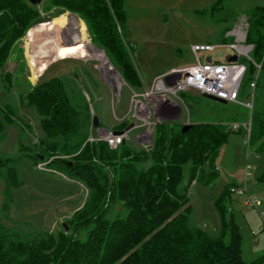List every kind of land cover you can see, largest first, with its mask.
I'll return each instance as SVG.
<instances>
[{"label":"trees","instance_id":"obj_1","mask_svg":"<svg viewBox=\"0 0 264 264\" xmlns=\"http://www.w3.org/2000/svg\"><path fill=\"white\" fill-rule=\"evenodd\" d=\"M44 9L80 16L123 78L141 93L145 90L122 30L127 18L124 0H50ZM50 19L51 15L44 16L40 6L29 0H0V82L4 90L12 86L11 72L5 68L12 51L33 25ZM248 19L246 41L254 44L252 57L264 70V6L254 7ZM228 30L223 32V42L233 41L225 37ZM257 70L250 62L249 84ZM78 76L54 77L21 92L22 108L34 109L40 117V133L30 137L29 144L23 142L31 130L25 113L12 103L0 104V140L9 124L22 125L19 150L23 155L35 164L61 171L87 189L83 205L66 220L68 231L63 224L51 231L15 220L10 212L12 196L24 181L16 158L0 154L4 188L0 264H249L242 257L238 226L225 217L228 189L215 201L222 218L220 233L195 223L190 203L194 181L212 185L218 179L216 159L229 127L202 120L184 132V123L162 121L147 147L135 148L127 140L114 149L103 140L90 142L96 129L94 115ZM99 120L101 126L100 116ZM128 126L120 122L112 130L123 131ZM248 145L264 154L262 106L252 111Z\"/></svg>","mask_w":264,"mask_h":264},{"label":"rangeland","instance_id":"obj_2","mask_svg":"<svg viewBox=\"0 0 264 264\" xmlns=\"http://www.w3.org/2000/svg\"><path fill=\"white\" fill-rule=\"evenodd\" d=\"M49 2L50 0H42L38 5L44 16L51 15L49 21H53L50 24L55 27L56 34H50L46 29L30 28L12 51L5 66L12 75L10 90H4L0 82V104L12 103L19 112L25 113L31 125V130L25 125L29 136L26 134L23 142L29 144L30 137L38 136L40 117L34 109L22 108L21 92H25L31 84L78 73V84L86 90L92 114L95 116L98 112L102 121V125L91 135H103L106 131L119 127L120 122H126L134 125L127 142L135 148L142 146L137 135L146 126L133 116L132 100L135 94L141 93L140 89L127 82L123 76H118L117 81L115 74L107 70L106 56L95 48L102 49L95 43L80 16L72 12L56 15L54 9H44ZM124 6L127 18L122 25L123 34L131 60L143 79V88L147 89L157 76L197 63V57L192 50L196 44L210 43L215 46L208 54H198L202 62L206 56H211L213 61L225 62L234 53V49L229 44L222 43L223 32L230 28L229 34L232 35L233 29L248 18L254 7L264 6V0H124ZM74 20L84 23L86 27V41L75 45L82 50V55H69L68 51L62 50L64 55H69L64 57L67 59L58 61L48 58V66L35 77L38 67L31 66L30 56L37 54V48L41 51L51 49L55 38L62 41L66 36L64 30L69 37L75 36L78 26H75ZM42 43L44 45H40ZM88 43L95 46L92 45L95 51L89 49ZM67 49L70 50L68 46ZM79 57L87 59L82 60ZM240 61L250 67L247 58L242 57ZM113 66L116 68L112 63L111 67ZM256 77L257 73L254 79ZM248 78L246 74L247 84L242 90L243 97L252 91ZM256 80L255 108L258 109L264 107V70L259 72ZM181 95L187 107L183 106L185 114L180 120L187 116L186 122L190 118L219 121L226 125L248 122L251 119V111L242 105L223 104L187 92ZM23 132L22 125L11 123L0 140V154L16 158L24 181L20 188L14 190L10 212L15 220L29 221L42 229L56 231L62 224H67L66 220L83 205L87 189L77 181L68 180L61 171L46 164H35L23 155L19 150ZM140 139L145 144V138ZM247 139L243 129L229 131L216 159L218 179L212 185L194 181L189 190L190 203L195 223L220 233L222 218L215 201L228 189L229 194L224 201L227 208L225 217L227 220L233 219L240 230L242 257L249 264H264V154L250 147ZM188 174L187 166L185 179ZM3 192V183L0 181V209L3 205ZM249 195L261 203L258 206L246 204Z\"/></svg>","mask_w":264,"mask_h":264},{"label":"built area","instance_id":"obj_3","mask_svg":"<svg viewBox=\"0 0 264 264\" xmlns=\"http://www.w3.org/2000/svg\"><path fill=\"white\" fill-rule=\"evenodd\" d=\"M248 28L249 22L246 18L233 29L234 41L230 46L234 49V54L238 56L236 61L219 62L210 59L202 62L198 54L211 52L215 47L210 44H196L192 50L197 57V63L173 69L167 74L154 78L147 89L133 96V116L146 126L145 130L138 135L141 142L140 138L142 137L143 140L145 138L144 145H150L154 128L158 123L165 121L166 118L174 117L179 106L181 109L183 106L187 107L181 94L187 92L189 88L197 89L201 93L215 96L228 103L242 105L252 113L255 105L256 79L261 70V63L256 62L252 57L254 44L246 41ZM242 57L247 58L258 69L257 77L250 83L252 91L245 97L242 96V90L248 67L240 61ZM226 125L230 130L243 129L248 136V143L252 130V115L248 122H234ZM131 130L125 129L120 134L108 130L103 135H96V137L91 135L89 140H103L114 149L128 139ZM260 203V200L250 195L246 201V204L251 206H258Z\"/></svg>","mask_w":264,"mask_h":264},{"label":"bare ground","instance_id":"obj_4","mask_svg":"<svg viewBox=\"0 0 264 264\" xmlns=\"http://www.w3.org/2000/svg\"><path fill=\"white\" fill-rule=\"evenodd\" d=\"M61 17H63V16L61 15ZM49 22H51V21H49ZM49 22H45L44 24H39V25H37L35 27L37 29H40V30H44V29L49 30L48 33L55 35L57 31H56L55 27L53 26V24H50ZM74 24H75V26L76 25L78 26L75 36L69 37V34L67 32H65L66 36H65L64 39L62 38V41L59 42L55 38L54 44H53V46H51V49L47 48L46 50L41 51V49L37 48V54H33V55L30 56V64H31V66L33 68L34 67H38V69L36 68L37 71H36L35 77H37L39 72H42V71L45 70V68L48 66V62H49V60H47V59L50 58V57H52L53 59L55 58V60H58L60 58H64L66 56H69L70 53L73 54V55L76 54L77 56H81L82 55V50L79 49V46L75 47V45H78V44L83 43L84 41H86V34H87L86 30H85L86 27L84 26V23L83 24H82V22L78 23L76 20H74ZM36 32L38 34V30ZM34 40H35V35L33 37V41ZM71 40H73V42H71ZM88 44H89V49L95 51V48H93V46L90 43H88ZM40 45H44V44L42 43ZM67 46L70 48V50L67 49ZM62 50L66 51V52L68 51L67 53L69 55H64L62 53ZM106 67H107L108 71H111L113 74H115L113 67H111V65H110V63L108 61L106 62ZM115 78H117L116 80L118 81V75L115 74Z\"/></svg>","mask_w":264,"mask_h":264},{"label":"water","instance_id":"obj_5","mask_svg":"<svg viewBox=\"0 0 264 264\" xmlns=\"http://www.w3.org/2000/svg\"><path fill=\"white\" fill-rule=\"evenodd\" d=\"M32 4H35V5H38L42 0H29ZM248 21H249V19H248ZM40 23H38V24H35V25H33L32 27H31V29L32 28H34L35 26H37V25H39ZM93 45V44H92ZM94 46V45H93ZM95 47V46H94ZM98 51H100V52H102L105 56H106V59H107V61L112 65V63H111V61L109 60V58H108V56L105 54V52L102 50V49H99V48H97V47H95ZM80 59H82V60H86L87 58L86 57H79ZM238 59V56L236 55V54H234V55H232L229 59H228V61H236ZM114 67V66H113ZM114 73L116 74V75H118L120 78H122V75H121V73L119 72V70H117L115 67H114ZM187 92L188 93H191V94H193V95H196V96H203V97H205V98H208V99H210V100H214V101H217V102H220V103H223V104H226L227 103V101H225V100H223V99H220V98H217V97H215V96H212V95H209V94H206V93H201L199 90H197V89H194V88H189L188 90H187ZM181 107L179 106L178 108H177V115L176 116H174V117H172V118H166L165 120H175V119H178L179 117H180V115H181ZM92 125H93V127H95V128H99V126H100V120H99V117L97 116V115H95V116H93V123H92ZM134 127V125L133 124H130L128 127H127V130L129 131V130H131L132 128ZM191 127V124H185L184 126H183V131L185 132V131H187L189 128ZM115 134H120L121 133V131H115L114 132ZM40 158L41 159H43V156H40ZM64 225V227H65V229H66V231H68L69 230V226L67 225V224H63Z\"/></svg>","mask_w":264,"mask_h":264},{"label":"crops","instance_id":"obj_6","mask_svg":"<svg viewBox=\"0 0 264 264\" xmlns=\"http://www.w3.org/2000/svg\"><path fill=\"white\" fill-rule=\"evenodd\" d=\"M247 18V17H246ZM248 19V18H247ZM45 22H49V20L48 21H45ZM45 22H42V23H45ZM249 22V21H248ZM42 23H40V24H42ZM49 23H53V21H51V22H49ZM229 31H231V29L230 30H228L226 33H225V37H230V38H232V40L234 41V36L233 35H231V34H229ZM39 32V31H38ZM63 33H65V30L63 31ZM62 33V34H63ZM233 41H230V42H222V43H224V44H231V43H233ZM208 44H210V43H208ZM210 45H213V44H210ZM214 46V45H213ZM215 47V46H214ZM209 53V52H208ZM208 53H205V54H208ZM232 55H234V53L232 54ZM232 55H230V56H228V58H227V60L226 61H228V59L232 56ZM70 58V57H69ZM61 60H62V58H60ZM64 59H67V58H64ZM210 59H212V57L211 56H206V58H205V60H210ZM213 60V59H212ZM59 61V60H58ZM173 70V69H172ZM170 72V71H169ZM168 73V72H167ZM167 73H165V74H167ZM162 75H164V74H162ZM160 76V75H159ZM158 77V76H157ZM191 94V93H190ZM228 103V102H227ZM255 106V105H254ZM247 109V108H246ZM182 111H181V115H180V117L178 118V119H175V120H165V121H180V122H182V123H184V125L185 124H191V123H195V122H198V121H202V120H197V119H194V120H191L190 118L188 119V123L185 121L187 118V116L186 117H184V119L183 120H180L181 119V117H182V115L183 114H185V111H184V109H181ZM177 115V114H176ZM175 115V116H176ZM251 115H252V113H251ZM219 122V121H218ZM228 124V123H227ZM137 139H138V135H137ZM138 141H139V143L140 144H142V145H144L139 139H138Z\"/></svg>","mask_w":264,"mask_h":264}]
</instances>
